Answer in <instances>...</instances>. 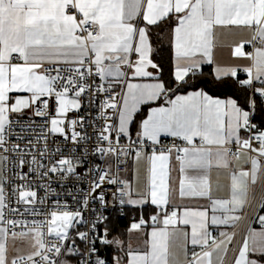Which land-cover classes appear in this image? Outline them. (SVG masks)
I'll return each instance as SVG.
<instances>
[{"label": "snow or ice", "instance_id": "6c2138e0", "mask_svg": "<svg viewBox=\"0 0 264 264\" xmlns=\"http://www.w3.org/2000/svg\"><path fill=\"white\" fill-rule=\"evenodd\" d=\"M258 184L264 0H0V264H264Z\"/></svg>", "mask_w": 264, "mask_h": 264}, {"label": "built area", "instance_id": "2783aa9c", "mask_svg": "<svg viewBox=\"0 0 264 264\" xmlns=\"http://www.w3.org/2000/svg\"><path fill=\"white\" fill-rule=\"evenodd\" d=\"M256 199L257 201L260 199L261 195H264V187H262L260 184L256 187ZM261 211V209H257V207L254 205L252 209L248 211V216L251 217L256 211ZM248 220H244L241 222V224L238 226V232H237V239H239V234L243 231V229L247 226Z\"/></svg>", "mask_w": 264, "mask_h": 264}, {"label": "crops", "instance_id": "0c3cea01", "mask_svg": "<svg viewBox=\"0 0 264 264\" xmlns=\"http://www.w3.org/2000/svg\"><path fill=\"white\" fill-rule=\"evenodd\" d=\"M225 57H227V53H225ZM221 182L224 183L225 181L222 180ZM256 187H257V186H256ZM221 195H222V193H221ZM260 214H264V211L261 210V211H260ZM227 230H228V231H231V229H227ZM235 231L238 232V227L235 229Z\"/></svg>", "mask_w": 264, "mask_h": 264}, {"label": "trees", "instance_id": "16d2710c", "mask_svg": "<svg viewBox=\"0 0 264 264\" xmlns=\"http://www.w3.org/2000/svg\"><path fill=\"white\" fill-rule=\"evenodd\" d=\"M162 47H165V48L167 47L166 42H165V44L162 45ZM262 211H264V210H262ZM126 224H127V222H125L124 224H121V228L123 229L124 227H126Z\"/></svg>", "mask_w": 264, "mask_h": 264}]
</instances>
